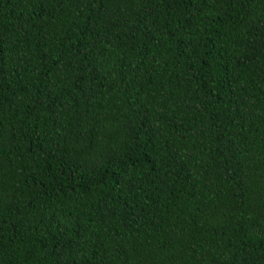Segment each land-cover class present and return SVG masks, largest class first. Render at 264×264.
<instances>
[{"label":"trees","instance_id":"16d2710c","mask_svg":"<svg viewBox=\"0 0 264 264\" xmlns=\"http://www.w3.org/2000/svg\"><path fill=\"white\" fill-rule=\"evenodd\" d=\"M0 264H264V0H0Z\"/></svg>","mask_w":264,"mask_h":264}]
</instances>
